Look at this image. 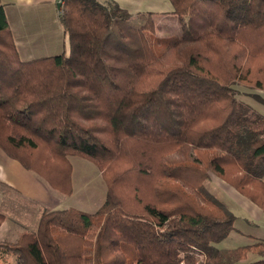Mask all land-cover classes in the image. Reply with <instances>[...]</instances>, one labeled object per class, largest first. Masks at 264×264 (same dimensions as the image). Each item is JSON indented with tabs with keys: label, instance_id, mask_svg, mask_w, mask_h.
Listing matches in <instances>:
<instances>
[{
	"label": "trees",
	"instance_id": "obj_1",
	"mask_svg": "<svg viewBox=\"0 0 264 264\" xmlns=\"http://www.w3.org/2000/svg\"><path fill=\"white\" fill-rule=\"evenodd\" d=\"M170 1L180 34L61 0L70 55L26 61L0 0V148L63 195L74 157L107 188L95 213L45 211L0 241L16 264H264V240L214 246L236 216L205 187L214 174L264 212V115L236 89L264 91V0Z\"/></svg>",
	"mask_w": 264,
	"mask_h": 264
},
{
	"label": "rangeland",
	"instance_id": "obj_2",
	"mask_svg": "<svg viewBox=\"0 0 264 264\" xmlns=\"http://www.w3.org/2000/svg\"><path fill=\"white\" fill-rule=\"evenodd\" d=\"M98 1L104 3L106 0ZM115 1L132 14L133 17L148 12L155 13L154 19L157 25L163 29V31L159 32V35L180 34L181 32L178 19L173 14L174 9L170 0ZM59 3L60 5H58ZM62 6L61 1L58 2V0H56V8H53L56 17L55 15L54 17L48 15L46 8L25 9L27 14L24 13V15L26 17L28 16L27 23L29 29L32 30L33 38L31 37V40L27 39V44L23 45L21 40L22 36H20L18 32V44L21 49V58L23 60L27 58L25 53H23L24 50L27 51L26 54L30 53L31 57L34 58L54 56L61 53L67 56L70 55L71 48L69 37L64 33L58 19L59 11ZM11 23L14 29L19 31V27L21 26L20 22L17 24L15 20L11 19ZM236 89L240 92L239 97L242 100L264 115L263 90L248 88L242 84L236 86ZM0 150L6 154L1 148ZM70 161L73 166L72 193L70 195H60L61 193L57 191L60 193L58 194L61 207L59 209L75 208L83 212L95 213L106 199L107 188L105 182L97 167L89 161L77 157L70 158ZM205 187L236 216V221L234 223L235 230L227 238L216 243L214 245L216 248L233 249L251 244L255 239L264 240V212L262 210L242 197L237 191L214 174H211L210 179L206 181ZM65 188L68 189L67 184H65ZM258 259L259 257L257 255L250 254L247 261L254 262ZM0 264H16V259L0 253Z\"/></svg>",
	"mask_w": 264,
	"mask_h": 264
},
{
	"label": "crops",
	"instance_id": "obj_3",
	"mask_svg": "<svg viewBox=\"0 0 264 264\" xmlns=\"http://www.w3.org/2000/svg\"><path fill=\"white\" fill-rule=\"evenodd\" d=\"M60 1L58 0V2ZM1 5L5 8L21 55L18 32L22 36L23 45L27 44V39L33 38L32 30L29 29L27 23L28 16L24 15V13L27 14L25 9L46 8L47 14L54 17L53 8H56V0H1ZM11 19L15 20L17 24L20 22L19 31L14 29ZM26 52V50L23 51L27 56L24 60L35 59ZM58 194L60 193L46 181L22 167L19 162L0 150V213L5 216V221L0 226V241L12 243L24 232L36 231L39 220L45 211L61 208Z\"/></svg>",
	"mask_w": 264,
	"mask_h": 264
},
{
	"label": "water",
	"instance_id": "obj_4",
	"mask_svg": "<svg viewBox=\"0 0 264 264\" xmlns=\"http://www.w3.org/2000/svg\"><path fill=\"white\" fill-rule=\"evenodd\" d=\"M58 5H60V3H59ZM59 7H60V6H59Z\"/></svg>",
	"mask_w": 264,
	"mask_h": 264
}]
</instances>
